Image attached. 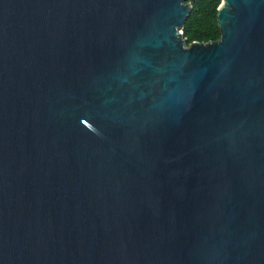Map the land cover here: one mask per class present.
I'll return each instance as SVG.
<instances>
[{
	"label": "water",
	"instance_id": "obj_1",
	"mask_svg": "<svg viewBox=\"0 0 264 264\" xmlns=\"http://www.w3.org/2000/svg\"><path fill=\"white\" fill-rule=\"evenodd\" d=\"M0 0V264H264V0Z\"/></svg>",
	"mask_w": 264,
	"mask_h": 264
},
{
	"label": "trees",
	"instance_id": "obj_2",
	"mask_svg": "<svg viewBox=\"0 0 264 264\" xmlns=\"http://www.w3.org/2000/svg\"><path fill=\"white\" fill-rule=\"evenodd\" d=\"M221 0H194L189 16L182 28L186 44L194 41L206 43L220 37L217 20Z\"/></svg>",
	"mask_w": 264,
	"mask_h": 264
},
{
	"label": "rangeland",
	"instance_id": "obj_3",
	"mask_svg": "<svg viewBox=\"0 0 264 264\" xmlns=\"http://www.w3.org/2000/svg\"><path fill=\"white\" fill-rule=\"evenodd\" d=\"M179 31H183L182 29H179ZM185 46H188L189 44H186V41L184 42Z\"/></svg>",
	"mask_w": 264,
	"mask_h": 264
}]
</instances>
